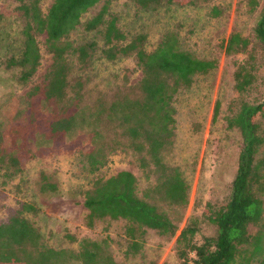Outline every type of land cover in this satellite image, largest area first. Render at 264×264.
I'll return each mask as SVG.
<instances>
[{
  "label": "trees",
  "instance_id": "trees-1",
  "mask_svg": "<svg viewBox=\"0 0 264 264\" xmlns=\"http://www.w3.org/2000/svg\"><path fill=\"white\" fill-rule=\"evenodd\" d=\"M17 1L24 19L22 46L18 56L5 60V68L16 71L15 81L20 84L33 77L40 65L34 38L37 33H44L45 48L50 54V63L39 81L31 84L22 97L29 110V122L34 124L35 121V102L39 110H47L46 117L40 119L42 133L39 134L44 140L52 142L62 138L73 132L79 123L88 122L92 126L93 144L79 155L81 167L92 174L104 164L106 150H112L117 141L115 138L104 140L97 128L102 118H112L119 128V136L128 141L144 176L145 185L139 187L138 180L126 170L107 177L95 175L82 192V205L86 210L84 225L90 228L95 220L103 218L122 221L123 234L131 248L141 246L148 230L161 237L172 236L181 221L188 191L179 169L165 159L175 129L173 102L179 90L188 88L194 76L210 71L215 61L198 58L181 49L173 30L165 31L150 51L141 47L138 34L124 44L118 43L125 37L116 26L115 15L107 11L108 0H104L100 9L80 25L86 31L101 34L100 52L104 58L111 60L117 55L133 53L141 73L137 84L140 98L116 97L104 107L85 111L79 107L81 82L68 86L67 57L74 55L77 62L85 63L96 45L94 41L73 45L68 33L79 24L80 15L99 0H52L46 12L40 8L41 0ZM129 1L140 9L176 2ZM187 1L192 4L198 0ZM244 2L249 11L258 6L257 0ZM210 11L217 15L216 7ZM224 52L241 54L234 63L232 96L223 118L227 129L237 131L240 149L224 203L216 207L208 203L202 212L201 223L209 225L211 233L202 236L200 241L195 240L201 224L192 216L180 230L175 240L180 264H246L252 259L256 264H264V97L251 101L245 98L260 84V72L264 68V1L250 37L231 32ZM217 105L215 102L212 120ZM6 132L4 118L0 115L3 183L22 172L24 157L40 153L31 148L21 152L20 134L12 130V141L6 142ZM41 179L42 186L53 187L44 176ZM26 209L34 210L31 205L22 203L21 209L0 223V264H58L63 256L82 264H115L110 256H101L103 246L95 240H79L75 253L46 246L37 230L21 215ZM251 226H256L253 233L249 232Z\"/></svg>",
  "mask_w": 264,
  "mask_h": 264
},
{
  "label": "rangeland",
  "instance_id": "rangeland-1",
  "mask_svg": "<svg viewBox=\"0 0 264 264\" xmlns=\"http://www.w3.org/2000/svg\"><path fill=\"white\" fill-rule=\"evenodd\" d=\"M244 1L198 0L189 4L187 0H176L147 9L137 8L129 0L107 2L108 13L115 15L116 26L125 37L118 43L124 44L138 34L141 35V47L150 51L165 31L173 30L181 49L198 58L215 61L210 71L194 76L188 88L179 90L173 102L175 129L165 159L179 169L188 186L181 221L172 236L161 237L148 230L141 246L131 248L123 234L122 221L103 218L95 220L90 228L84 225L86 210L82 205V192L95 175L107 177L120 170L132 173L139 187H143L145 180L135 154L128 141L119 136V128L112 118H102L97 128L104 140L115 138L117 141L112 150H106L104 164L92 174L81 167L79 155L93 144L90 139L92 126L88 122L79 123L73 132L62 138L52 142L44 140L39 133H42L40 119L46 117V108L39 110V104L36 107L37 102L34 103L36 117L31 124L22 97L31 84L39 81L50 63L45 35H34L40 65L33 77L25 84L16 82V71L5 68V60L18 56L21 51L24 19L17 0H0V115L6 125V142L12 141L13 130L23 139V144H19L21 152L27 148L40 150L38 155L24 157L22 172L7 183H3L0 176V223L25 203L34 210H22L21 215L32 224L48 247L75 253L79 240L88 239L98 241L103 246L101 256H110L115 264H180L175 240L184 223L190 216L198 218L201 225L195 236L197 241L211 233V227L201 223L202 212L208 203L215 207L224 203L235 173L240 139L236 130L225 127L223 118L228 113L232 96L234 63L241 54H226L224 48L231 32L250 37L264 0H257L258 6L253 11L247 9ZM51 2L41 0V10L46 12ZM103 3L104 0H99L87 8L80 15L79 24L68 33L73 45L87 41H94L96 45L85 63L77 62L74 55L67 57L70 68L68 86L81 82L79 107L85 111L104 107L116 97L140 98L137 84L141 73L133 53L117 55L111 60L104 58L100 52L103 45L101 34L86 31L80 25ZM212 7L217 8V15L211 14ZM259 80L260 84L245 96L247 100L264 97V68ZM215 102L218 105L212 120ZM41 176L53 187L42 186ZM255 229L256 226H251L249 232L253 233ZM256 263L252 259L246 264ZM58 264L82 263L63 256Z\"/></svg>",
  "mask_w": 264,
  "mask_h": 264
}]
</instances>
